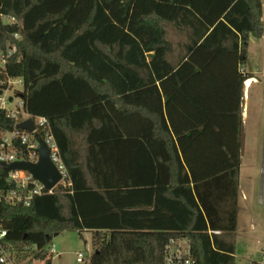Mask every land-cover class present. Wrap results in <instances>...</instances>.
Returning <instances> with one entry per match:
<instances>
[{"label": "trees", "instance_id": "1", "mask_svg": "<svg viewBox=\"0 0 264 264\" xmlns=\"http://www.w3.org/2000/svg\"><path fill=\"white\" fill-rule=\"evenodd\" d=\"M263 16L262 0H0V53L17 45L0 89L21 81L72 181L1 201L16 261L52 264L55 234L92 230L85 264H165L178 236L197 264H237L243 121L224 68L228 52L248 63ZM172 28L188 35L183 55ZM15 123L0 114V129ZM7 177L0 163L1 193Z\"/></svg>", "mask_w": 264, "mask_h": 264}, {"label": "rangeland", "instance_id": "2", "mask_svg": "<svg viewBox=\"0 0 264 264\" xmlns=\"http://www.w3.org/2000/svg\"><path fill=\"white\" fill-rule=\"evenodd\" d=\"M264 6V0H262ZM264 19V16H263ZM257 39V40H256ZM247 72L256 77L246 99V116L243 118L245 145L241 155L238 229L235 257L237 264L249 258H256L264 244V38L249 41ZM23 86L12 79L5 92L7 109L21 110ZM13 96L14 101L9 98ZM24 113V112H23ZM25 119V115L22 116ZM55 247L56 252L51 253ZM52 264H82L77 261L80 252L86 255L93 251L90 232L80 235L75 230L55 236L46 248ZM20 264H45L41 261L20 262ZM84 264V263H83Z\"/></svg>", "mask_w": 264, "mask_h": 264}, {"label": "built area", "instance_id": "3", "mask_svg": "<svg viewBox=\"0 0 264 264\" xmlns=\"http://www.w3.org/2000/svg\"><path fill=\"white\" fill-rule=\"evenodd\" d=\"M9 19V17H7ZM16 38L19 37L15 33ZM17 50V45L13 44L7 53H0V67H4L8 57H10ZM11 79L8 81V86ZM19 81V80H18ZM21 83V81H19ZM2 90V89H0ZM0 94V114L4 111L8 118L16 121L13 129H0V163L12 164L17 161L37 162L39 158L38 141L34 133H29L27 130L19 129L17 127L21 122L32 119L36 127L35 132L42 136L48 143L51 152V159L57 166L62 175V179L58 186L71 187L72 181L66 165L64 164L58 145L51 132L48 120L44 117H31L19 109L12 111L7 109L8 100L5 92ZM23 103H21L22 105ZM25 115V119H23ZM24 146V147H23ZM8 182L14 185L11 191L6 193L0 192V203L2 200L10 204H24L29 205L31 200L45 192H53L47 188L27 171L13 170L8 171ZM210 234H220V231H209ZM8 231L0 226V264H20L16 261L15 256L10 252L4 243ZM50 252H56L55 247L51 248ZM87 260V255L83 252L77 254V261L84 263ZM165 264H197L193 254L192 242L187 236L172 237L165 246ZM243 264H264V244L259 250L256 258H249Z\"/></svg>", "mask_w": 264, "mask_h": 264}, {"label": "water", "instance_id": "4", "mask_svg": "<svg viewBox=\"0 0 264 264\" xmlns=\"http://www.w3.org/2000/svg\"><path fill=\"white\" fill-rule=\"evenodd\" d=\"M3 93V90H0V94ZM16 96L22 98L23 95L19 92L16 93ZM9 101H14V97L11 96ZM19 129L27 130L29 133H34L37 137L38 141V153L39 158L37 162H29V161H17L12 164H4L2 163L7 171L20 170L27 171L30 173L34 179L41 182L47 190H53L57 187L59 182L62 179V175L59 172L57 166L51 159V152L48 143L44 140L42 136H39L37 132H35L36 127L33 123L32 119L25 120L17 125ZM244 145H245V134L244 128H241V155L244 153ZM59 235L58 233L55 236Z\"/></svg>", "mask_w": 264, "mask_h": 264}, {"label": "crops", "instance_id": "5", "mask_svg": "<svg viewBox=\"0 0 264 264\" xmlns=\"http://www.w3.org/2000/svg\"><path fill=\"white\" fill-rule=\"evenodd\" d=\"M264 21V19H263ZM170 35H171V40L175 46L176 49V54H178L180 52V47L182 46V53L181 55L184 54V46L187 44L188 42V35L185 32H180L178 31L176 28H172L170 30ZM254 38H258V39H262L264 38V33L261 37H250V40H254ZM249 40V41H250ZM257 40V39H256ZM240 43V41H239ZM248 58H249V51H248ZM227 66H225V71L227 72V85L228 87L231 88L232 92H233V96L232 97V101L235 104L238 100V96L241 93V97L239 99L240 102V110H241V116H242V121L243 118L246 116V99L247 96L249 95V90L252 86V83L256 81V77H254L252 74H250L249 72H247L246 69V65H236V61L235 58H233L229 52L227 53ZM242 74L243 77L246 76V74H249L251 77L249 79H244L243 83L240 84L239 80H238V74ZM247 83H249L250 85H248ZM85 232H90L91 236L93 237V232L92 230H86ZM82 233V234H83ZM90 255V254H88Z\"/></svg>", "mask_w": 264, "mask_h": 264}, {"label": "bare ground", "instance_id": "6", "mask_svg": "<svg viewBox=\"0 0 264 264\" xmlns=\"http://www.w3.org/2000/svg\"><path fill=\"white\" fill-rule=\"evenodd\" d=\"M248 85H250L249 83H247Z\"/></svg>", "mask_w": 264, "mask_h": 264}]
</instances>
